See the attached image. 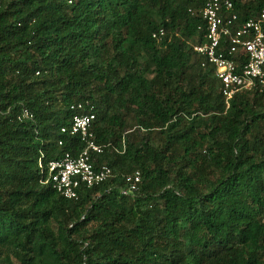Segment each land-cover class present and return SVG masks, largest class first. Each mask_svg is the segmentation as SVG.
Here are the masks:
<instances>
[{
  "label": "trees",
  "instance_id": "obj_1",
  "mask_svg": "<svg viewBox=\"0 0 264 264\" xmlns=\"http://www.w3.org/2000/svg\"><path fill=\"white\" fill-rule=\"evenodd\" d=\"M233 1L238 23L264 4ZM203 6L0 0V264H264V90L226 100ZM77 102L114 175L69 199L45 165L84 147Z\"/></svg>",
  "mask_w": 264,
  "mask_h": 264
},
{
  "label": "built area",
  "instance_id": "obj_2",
  "mask_svg": "<svg viewBox=\"0 0 264 264\" xmlns=\"http://www.w3.org/2000/svg\"><path fill=\"white\" fill-rule=\"evenodd\" d=\"M201 15L206 31L204 41L195 44L194 50L214 66L226 100L242 90H264V4L257 15L240 23L233 0H204ZM164 34L165 31L160 29L153 33V37L161 38ZM224 36L228 45L222 47ZM71 108L75 111L71 122L62 126L61 132L78 135L84 147L77 154L67 152L45 165V182H50L69 199L78 198L81 188L101 184L114 175L110 165L96 164L94 159V155L103 152L104 146L94 139L91 127L96 114L93 106L77 102ZM18 117L32 118L33 113L23 107ZM126 181L128 184L121 188V192L124 195L136 193L140 173L137 171L127 176Z\"/></svg>",
  "mask_w": 264,
  "mask_h": 264
}]
</instances>
